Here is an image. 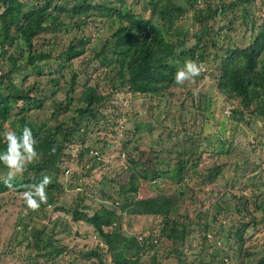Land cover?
Wrapping results in <instances>:
<instances>
[{
    "label": "trees",
    "instance_id": "trees-1",
    "mask_svg": "<svg viewBox=\"0 0 264 264\" xmlns=\"http://www.w3.org/2000/svg\"><path fill=\"white\" fill-rule=\"evenodd\" d=\"M21 1L0 0V58L5 56L4 61L0 59V153L7 149L6 133L15 131L18 136H22L23 128L28 126L37 141L38 157L26 165L21 178H14V190L5 186L7 177L1 171L5 173L7 168L0 163V195L10 191L21 194L29 190L25 185L39 184L45 175L52 176V183L46 189L47 204H41L32 218L24 217V221L17 224L20 227L14 231V238L21 237L20 240L15 239V243L25 252L23 264H62L61 256L67 264H140L141 257L145 255L148 264H214L218 256L219 264H223L228 253L218 255L216 251L209 253L207 249H211L214 235L217 236V232L221 231L220 219L230 217L229 210H233L237 217L234 221L236 225L226 231L222 240L227 242L231 239L237 245V261L233 264H264V254L254 263L244 261L252 253L251 248L243 250L242 238L248 224L253 227L260 220L264 222V217H261L264 214V168L258 165L257 172L248 180L249 187H242L245 196L243 193L238 196L231 194L225 202L222 199L227 182L222 180V174L230 166L236 165L235 158L229 162L236 153L231 152V140H216L218 148L209 152L203 149L208 152L210 163L198 173L195 184L199 187H188L185 179L197 173L190 158L196 156L198 159L202 154L199 151L202 149L200 139L193 132L197 126L194 117H203L206 123L205 120L212 118V103L207 94L202 95L192 114L193 119H184L183 114L187 109L182 104L173 110V114L170 112V108L175 106L172 105L169 91L176 85V72L186 61L192 60L203 65L216 62L218 76L214 80V91L223 103L233 101L236 105L230 112L225 109L224 113L229 114L231 122L236 125L250 126L259 122V128L264 130V23L256 24V18L250 12L251 4L256 0H232L227 3L223 0H28L27 4ZM260 1L264 3V0ZM261 10L264 13V8ZM235 11L239 21L233 15ZM224 13H229L230 18L214 28L215 19ZM73 19H76L71 24L74 33L68 44L51 55L54 43L47 44L48 40L41 35L50 33L53 36L66 30L68 20ZM91 23H106L111 28L117 24L98 49L91 46L92 56L89 59L94 62L95 69L110 74L109 82L118 89L113 94L123 93L121 89L126 94L145 95L149 101L166 92L170 101H162L167 107L158 119L165 121L170 118L168 121H171L172 126L168 134L172 136L178 130L175 124L179 125L182 134L187 130L189 134L185 139L172 143L174 154L152 150L144 152L136 146L133 147V155L118 154L126 165L123 175L128 174L126 186L129 190L136 182L143 186L142 189L147 187L153 191L158 189L159 183H167L171 190L169 196L154 191L155 196L136 199L135 188L131 191L133 197L128 194L130 191L125 192L126 186L116 190L122 171L118 175L115 173L114 178L102 175L92 195L96 191L103 204L89 215L86 211L90 208L80 203L69 208L57 205L63 192L56 178L58 172L71 178L75 172L69 170L71 165L75 169L85 170V175H88L102 163L89 157V153L96 149L98 156H101L104 150L101 147L93 149L95 145L88 146L86 142L90 131L98 133L99 114L109 97L106 92H99V84L88 85L86 78L79 84L77 73L72 68V62L84 54L90 43V39L83 35V30ZM237 25H246L248 30L243 33L247 36L228 45ZM219 38L221 43L217 45ZM189 39L193 41L192 45H188ZM19 42L23 45H19ZM50 61L55 65L48 66L47 75L37 72L32 83L24 87L21 83H14L16 75L21 74L20 82L24 83L27 75L23 76V73H29L38 62L49 65ZM4 62L7 64L6 70H3ZM58 80L66 87L61 102L47 98V94L54 95L55 91L51 89L60 85ZM46 100L52 102L53 119L68 115L67 120L58 122L53 128H47L48 125L43 122H32L28 112L42 109L43 101ZM17 102H20V106L11 115ZM115 117L119 119L122 115L115 114ZM190 120L191 126L187 124ZM1 126L8 129L6 133ZM146 126L151 132L152 125ZM103 127L107 128L104 123ZM157 129L155 126L154 130ZM138 132L139 127L134 125L133 132L124 130L119 133L127 138L124 139L126 143L121 139L122 147L132 141L135 144ZM257 136L260 137L259 132ZM191 137L198 138L195 147L186 145ZM74 140L79 141V144L72 145ZM100 141L106 147V143ZM136 152L139 157H134ZM143 153L147 164L150 163L148 169L143 164ZM164 155L174 156L173 168H168L166 159L162 158ZM61 164L64 166L59 168ZM28 172H32L34 177L29 178ZM105 187L109 188L107 192L102 191ZM205 187H209L210 194L213 192L217 197L206 207L203 202L207 196L203 197L202 193ZM75 189L76 193L81 194L82 185H76ZM187 192L190 196L186 200L192 206V213H178L179 202L186 198ZM227 201L231 202V208L226 206ZM47 205L54 212L68 215L71 223H83L86 227L82 226V232L90 233L98 244L86 251L77 249L76 245L69 247L59 244L54 239L58 230H63L66 236L71 237H77L78 233L76 230L75 233L71 231L59 218L53 221L51 227L47 224L42 226V219L36 224L34 218L44 215ZM253 212L261 213L258 220L253 217ZM222 215L225 216L222 218ZM145 216L158 218L156 232H149L146 236H141L140 232L138 239L124 235L123 226L128 228L135 218ZM246 217L247 221L243 222ZM121 219H125L124 223H121ZM192 234L199 237L201 245L197 255L188 260L182 251L190 248L191 240L188 239ZM262 248L264 253V243ZM205 251L207 261L201 257Z\"/></svg>",
    "mask_w": 264,
    "mask_h": 264
},
{
    "label": "rangeland",
    "instance_id": "rangeland-1",
    "mask_svg": "<svg viewBox=\"0 0 264 264\" xmlns=\"http://www.w3.org/2000/svg\"><path fill=\"white\" fill-rule=\"evenodd\" d=\"M223 1L227 3L232 0ZM21 2L27 4L28 0H22ZM263 5L264 3L261 4L260 0H256L250 6V12L252 11V14L256 18V24L264 23V13L261 10V8H264L262 7ZM236 14L237 12L235 11L233 15L236 20L239 21L236 17ZM187 16L189 17L190 15L188 14ZM228 18H230L229 13H224L223 16L216 18L213 24L214 28L216 26L218 27L220 25H223L225 21H228ZM75 20L76 19L68 20L66 30L57 32L53 36L50 33L41 35L42 38L48 40L47 44H51L52 42L54 43L52 47V49L54 50H51V55L53 53H58L63 49V47L68 44V41L71 39V36L74 33L73 31H71L73 29L71 24ZM246 25H237L238 28L236 32L231 36L228 45L236 43L240 38L247 36V34L243 33L244 30H248L246 28ZM116 26L117 24H114L111 28L106 23H91L87 27H85L83 30V35H85L86 38L88 37V39H90V43L88 44L87 48H85L84 54L72 62V68L77 73V80L79 84L83 83V80L86 78L88 85L93 86L95 83L99 84V92L104 91L108 94L109 97V101H104L105 103L101 108V113L99 114V124L96 127V129H99L98 133L95 131H92L91 133L90 131L89 135H87L88 142H86V145L88 146L95 145L94 147H97V143L99 142V144L102 145L100 140L104 141V144L107 143V141H110V144L107 147L103 148L104 151H102L101 154V165L92 170L88 175H85V170H79L78 167L75 169V167L71 165V168L69 170L75 171L74 174L71 175V178H69L67 175L63 176V174H61L60 172H58L56 178V181L60 184L61 191L63 192V195L59 197L57 205L69 208L76 203H80L82 206H87L90 208V210L86 211V214L89 215L92 214L94 210H97L100 204H103L100 202L101 200H99L96 191L94 192L95 195H92V191L95 189V186H98L97 183L102 175H107L109 178H114L117 173L119 174L122 171L119 176L118 182L116 183V190L120 189L121 187H125L127 184L128 174H126V176L123 175L126 165L123 164V159L120 158V155L118 157L119 153H123L124 156L129 154L133 155L132 150L133 147L136 146V148L138 147L139 149H143L144 152L152 150L158 151V153H164L166 151L167 153L174 154V149L171 148L172 143L185 139L186 135L189 134L188 130L185 134H182L179 131V125L175 124L174 127L178 130L176 132L175 130H172L176 133L172 136L168 134V130L170 129V126H172L171 121H168V119L170 118L166 119L165 121H163L162 119H158L161 116L160 113H164V109H166L167 107L166 103H162V101H170V98H168L166 92L160 97H155L149 101L147 96L145 95L126 94V91L121 89L120 91H122L123 93L117 94L118 96H116L115 94L113 95L114 90L118 89L113 88L112 84L109 82L110 74L108 72H103L99 69H95L94 62L89 61L90 57L92 56L90 48L95 47V49H98L103 40L106 38L108 39L109 35L116 28ZM218 40L219 43L217 42V45H220L221 38H219ZM187 43L188 45H192L193 41L189 39ZM19 45H23L22 42H19ZM0 59L4 61L5 56ZM54 65L55 63L52 61L49 62V65L48 63L38 62L34 65V68H32L29 73H23V76L27 75L25 76L24 83L20 82V79L22 77L21 74L16 75L17 78L14 79V83H16V85L21 83L22 87L27 86L32 83L35 76L37 75V72H39L40 74L45 73V75H47L46 71L48 69V66L50 67ZM216 65V62L205 63V70L201 73L200 76L196 77L194 81L186 82L183 85L176 84L169 90L172 94V105L175 106V108H170V112L173 114L175 109H177L179 105L182 104L183 107L187 109V111H184L185 113L183 114L184 119H193L194 115L192 114L196 110V107L199 105L198 102L199 99H202L201 96L207 94V96L210 97L212 103V118L205 120L206 123H204L203 117H194V119H197V126L195 127V130H193V132L194 135L196 134L195 137H198L200 139L199 144L202 148H200L201 150L198 149L199 151H202L200 158L196 159V156L190 158L191 165H195L197 173L195 172L196 174H192V176L186 178L184 182L188 187H192L193 189L199 187L197 186V184H195L196 181H198V173L210 163L207 154L211 149L218 148L216 140H231L233 143L231 152L236 153V155H234V157L232 158L230 157L231 159L229 160V162L231 163L235 158L234 162L236 163V165L230 166L222 174V180L224 182H227L226 192L222 199L225 201L231 194L238 196L239 194L243 193V196H245V192L242 190V187H246V189L247 187H249L247 185L248 180L257 172L258 165H260L261 168H264V130H261L259 128V122L250 126H244L243 124L236 125L235 123L231 122L230 117L228 116L229 114L226 115L227 113H224L225 109L230 112L236 105L233 101H231L230 103H223V101L221 100L222 98L218 97V95L214 91V80L218 76V70L217 68H215ZM6 69L7 64L4 62L3 70ZM58 82L60 85H58L55 89H51L52 91H55L54 95L51 96L50 94H47V98H50V100H54L55 102H61L63 100L66 90V87L64 88L62 82L60 80H58ZM113 85H116V83L113 82ZM50 100L43 101L42 109L31 110L30 112H28V115L29 117H31L30 120L32 122H43V124H45L46 126L48 125L47 128H53L58 124V122L67 120L66 117H68V115H60V117L55 119L52 118L50 107V104L52 102H49ZM123 100H125V102H123ZM159 100H161V103H159ZM19 106L20 102H17L11 115L17 112ZM115 114L122 115V117L118 119L117 117H115ZM103 123L107 126V128L103 127ZM147 124H150L153 127L151 132L148 131V127L146 126ZM187 124L191 126V120L188 121ZM187 124L185 123L184 126L186 127ZM134 125H137L139 127V132L136 134V143L134 144L132 143L134 141H132L128 145L122 147L121 141L123 140V143H126V140L124 139L127 138H124L123 136V139L121 140L118 132L116 133L115 130L119 131L121 127L125 131L130 133L131 131L133 132ZM155 126L158 127L156 131L154 130ZM1 128H3L2 131H4V133H6V130H8L7 128H4V126H1ZM258 132L260 133V137L257 136ZM2 136L5 135L2 134ZM96 138L98 139V141H96ZM198 138L191 137L190 142H187L186 145L195 147L196 143H198ZM117 139L120 140L118 143L114 141ZM77 144H79V141L74 140V144L72 145ZM75 148H77V146L72 147V149ZM203 149L207 150L208 152ZM142 156L144 167L145 169H148L150 167V163L147 164V158L145 157L144 153L142 154ZM134 157H139L138 152L135 153ZM173 157L174 156H162V158L166 159L165 163L167 164L169 169L173 168ZM63 166L64 165L61 164L59 165V168ZM1 173L4 177H7L8 169L5 171V173L4 171H1ZM28 175L29 178L34 177V175H32V172H28ZM50 177L52 178V176ZM15 178H21V175H17ZM78 184L82 185L81 194L75 192V187ZM133 186L134 187L130 186L131 190H129V188L126 186L125 192L130 191L128 193L130 197H133V195L135 194L134 198L136 199L145 198L147 196H155L157 192L167 196L171 194V190L169 189L167 183H159L158 189L156 190L152 188L156 193L147 187H145L146 189H142L143 186L139 184V182H136V184L134 183ZM133 188H135L134 194H132L131 192ZM97 189L98 188L96 187V190ZM209 189V187L203 188V197L207 196V198L203 202L204 207L210 205L217 198L213 192L212 194H210ZM218 189H220V187ZM108 190L109 188L107 189L106 187L105 189H102L103 192H107ZM188 195L190 196L189 192H187L186 198L180 200L179 209H177L178 213L183 214L186 211L192 213V206L189 205L186 200ZM248 195L249 194H247V196ZM250 200H252V198ZM104 202L106 203L107 201ZM226 206L231 208V202L227 201ZM213 211H216L215 208L213 209ZM228 214L230 217L226 219H220L219 224L221 226V231L217 232V236L214 235V241L216 242H212L213 244H211V249H207L209 253H213L214 251H216L218 255H221L222 252H224L225 255L228 253V258H225L223 260V264H233L237 261V258H235L237 245L231 239L227 242H223L222 240V236H225L226 231L229 230V228L234 224L236 225V223L234 222L236 216L233 210H229ZM33 215L35 216L36 212L27 209V205L20 193H14L10 191L0 195V264H23V257L25 256V252L22 247L17 246L15 243L17 240H20L21 237L16 236L14 238V231H17L16 228L19 226H17L18 222L24 221V217L32 218L31 216ZM252 215L256 220H258L261 213L253 212ZM224 216L225 215H222V218ZM261 217L263 218L264 214ZM56 218H59L62 222L66 223L71 231H74L75 233L76 230V233H78L77 237H71L66 236L63 230H58L54 239H56L59 244L69 247L72 245H76L77 249H81L83 251L91 249L94 245L96 246L98 244L95 239H92L90 233L84 231L82 232L83 227H86L83 223L73 224L69 221L68 215H64V213L60 212H54L53 210H51V208L45 209L44 215L37 216V218H34V221L36 224H39L42 219L44 221L41 222L43 223L42 226H45L47 224L49 227H51L53 221H55ZM247 219L248 218L246 217L243 222H246ZM124 220L125 219H121V223H124ZM208 220H210V217H208ZM260 221L261 222L253 227L248 224V226H246L242 233L243 250L251 248L252 253V255L244 260L246 263H254L261 255L264 254L262 248V245L264 243V222H262V220ZM158 223V218L152 216L135 218L130 223V227H122V232L124 233V235L134 236L138 239V234L140 232L142 234L141 236H146L149 234V232H156ZM233 228L234 227H232V229ZM233 231L234 230H232V232ZM189 240H191L189 248L191 250L189 251V249L186 248L182 252L188 260H191V258L197 255V252L200 250L201 241L196 234L194 236L192 234L189 237L188 241ZM147 253H149L148 250ZM201 257L205 261L208 260L206 257V251L205 255L202 254ZM218 257L214 260V264H219ZM60 262L62 264H67V261L62 256L60 258ZM140 264H148V258L146 255L141 257Z\"/></svg>",
    "mask_w": 264,
    "mask_h": 264
},
{
    "label": "clouds",
    "instance_id": "clouds-1",
    "mask_svg": "<svg viewBox=\"0 0 264 264\" xmlns=\"http://www.w3.org/2000/svg\"><path fill=\"white\" fill-rule=\"evenodd\" d=\"M204 70L203 64H198L192 60L186 61L184 66L176 72L174 81L177 85H183L186 82L194 81L195 78L200 76ZM117 94L119 93H116L115 95L118 96ZM123 102H125V100H123ZM122 131H124V129L120 127L118 131L119 136ZM120 138L123 139V136H120ZM114 141L118 143L120 140L117 139ZM6 143V151L0 153V163H3L8 169L5 186L10 190H14V185L12 183L14 178L17 175H22L26 171V165L33 162L38 157L36 150L37 141L33 137L31 128L25 126L23 128L22 136H18L15 131H9L6 133ZM109 144L110 141L106 143V147ZM97 147H101L102 149L104 148L101 144H98ZM95 148L96 147L93 149ZM54 151L55 150L53 149V152ZM89 155V157H93L95 160L101 161V156H98L96 149L90 151ZM51 183L52 178L45 175L42 182L39 184L25 185V187L29 190L24 191L20 195L23 197L28 210L36 211L40 208L41 204H47L48 195L46 189ZM45 209H50V207L47 205ZM92 239L94 238L92 237Z\"/></svg>",
    "mask_w": 264,
    "mask_h": 264
}]
</instances>
